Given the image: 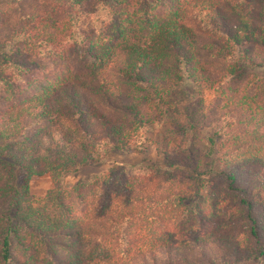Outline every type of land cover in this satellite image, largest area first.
Segmentation results:
<instances>
[{
  "label": "trees",
  "instance_id": "trees-1",
  "mask_svg": "<svg viewBox=\"0 0 264 264\" xmlns=\"http://www.w3.org/2000/svg\"><path fill=\"white\" fill-rule=\"evenodd\" d=\"M248 69H264V0H0V264H264V77ZM187 81L213 95L196 123L222 152L185 166L176 202L114 168L66 182L143 145Z\"/></svg>",
  "mask_w": 264,
  "mask_h": 264
},
{
  "label": "rangeland",
  "instance_id": "rangeland-1",
  "mask_svg": "<svg viewBox=\"0 0 264 264\" xmlns=\"http://www.w3.org/2000/svg\"><path fill=\"white\" fill-rule=\"evenodd\" d=\"M246 72H256L259 77H264V69H252ZM212 93L208 90H198L190 82L176 88L169 96L168 105L163 109L162 121L140 131V142L143 145L127 150L111 151L99 163H89L78 168L77 172L66 178L67 183L84 181L95 175L107 173L116 169L121 174L132 176L142 185L152 184L157 186L159 192L168 193L167 201L176 202L174 192L188 180L185 166H196L200 172L208 173L211 168L218 165L222 147L218 143L210 151L207 142V130L197 126L196 118L202 108L212 102ZM54 139L59 138L55 126ZM168 138V139H167ZM168 148H163L165 143ZM264 174V163L255 164ZM22 174H17V186L22 183ZM29 195L33 197L44 196L53 186L50 176L33 175L29 181ZM195 200V199H194ZM184 200L185 203L194 201ZM192 205V202L189 206ZM222 217H227V210L221 211ZM201 219V218H200ZM204 221L201 226L209 229L213 226ZM233 227V226H232ZM230 228V227H228ZM237 230L234 229V232Z\"/></svg>",
  "mask_w": 264,
  "mask_h": 264
}]
</instances>
